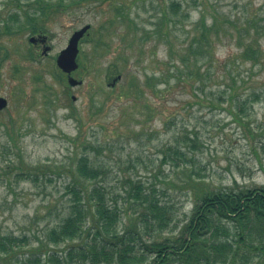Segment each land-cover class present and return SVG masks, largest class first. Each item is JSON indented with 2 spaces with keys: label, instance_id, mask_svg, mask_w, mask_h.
<instances>
[{
  "label": "rangeland",
  "instance_id": "1",
  "mask_svg": "<svg viewBox=\"0 0 264 264\" xmlns=\"http://www.w3.org/2000/svg\"><path fill=\"white\" fill-rule=\"evenodd\" d=\"M41 1L62 7L42 16ZM30 19L41 32L26 28ZM84 25L71 73L80 83L69 86L55 58ZM190 45L209 54L195 59ZM0 96V236L35 240L59 220L67 167L81 155L106 171L120 229L135 222L130 179L173 206L160 237L176 236L192 202L179 187L183 167L163 151L185 135L197 138L183 150L211 187L264 186V0H0Z\"/></svg>",
  "mask_w": 264,
  "mask_h": 264
},
{
  "label": "trees",
  "instance_id": "2",
  "mask_svg": "<svg viewBox=\"0 0 264 264\" xmlns=\"http://www.w3.org/2000/svg\"><path fill=\"white\" fill-rule=\"evenodd\" d=\"M178 6L179 3H170L173 16ZM61 7L43 5L41 1L37 9L44 16ZM26 14L34 15L33 11ZM162 18L167 19L166 12ZM39 27L32 19L27 21L26 28L32 33ZM10 30L7 27L3 33ZM101 37L91 41L97 45ZM251 50L255 54L249 58L255 59L259 51ZM189 51L194 52L195 59H204L209 47L198 52L190 45ZM113 66L120 73L118 64ZM180 144L163 151L164 162L183 167L179 187L189 193L192 202L189 220L178 235L160 237L173 222V206L162 202L155 188L146 191L141 181L130 179L124 187L133 200L135 222L125 232L120 229L122 209L106 188V171L87 155H81L67 167L69 179L63 204L61 209H55L59 220L47 225L35 240L26 234L1 235L0 264H258L264 258V186L238 190L211 187L195 168V158L183 150H196L197 138L185 135ZM26 174L29 176L25 175V180L37 179V175ZM150 232L161 239H151ZM143 235H148L147 239Z\"/></svg>",
  "mask_w": 264,
  "mask_h": 264
},
{
  "label": "water",
  "instance_id": "3",
  "mask_svg": "<svg viewBox=\"0 0 264 264\" xmlns=\"http://www.w3.org/2000/svg\"><path fill=\"white\" fill-rule=\"evenodd\" d=\"M89 27V25H85L79 30L74 31L68 40L67 46L62 49L56 57V65L63 73L67 74V83L69 86H74L77 83H80L71 77V73L78 67V43L80 39L85 35ZM30 42H34V38H31ZM46 50L47 48L43 51V53H46ZM72 99L74 100V97H72ZM6 105L7 101L4 98L0 97V110L5 108Z\"/></svg>",
  "mask_w": 264,
  "mask_h": 264
},
{
  "label": "flooded vegetation",
  "instance_id": "4",
  "mask_svg": "<svg viewBox=\"0 0 264 264\" xmlns=\"http://www.w3.org/2000/svg\"><path fill=\"white\" fill-rule=\"evenodd\" d=\"M37 32H41L40 30H38ZM38 42V40L36 41L35 40V42H34V44H36ZM1 97V96H0ZM7 101V100H6ZM0 111H2V110H0Z\"/></svg>",
  "mask_w": 264,
  "mask_h": 264
}]
</instances>
